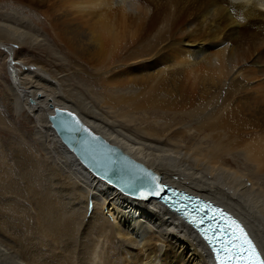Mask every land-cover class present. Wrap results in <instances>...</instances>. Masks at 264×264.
<instances>
[{"label":"bare ground","instance_id":"6f19581e","mask_svg":"<svg viewBox=\"0 0 264 264\" xmlns=\"http://www.w3.org/2000/svg\"><path fill=\"white\" fill-rule=\"evenodd\" d=\"M28 1L57 6L55 0ZM56 13L51 27L57 41L95 68L105 91L101 98L92 91L98 105L92 107L67 88L64 64L53 71V82L42 67L22 66L12 56L16 46L0 42L8 56L11 109L32 119L37 146L46 156L25 148L29 172L20 182L4 171L1 155L0 264H211L193 233L154 201L156 181L227 208L264 247V105H254L261 95L250 97L245 87L258 74L264 92V0H66ZM0 32L25 48L39 45L36 36L8 24H1ZM190 71L199 73L190 79ZM53 107L74 112L132 160L89 146L96 165L140 197L81 164L47 120ZM156 111L187 116L180 120L185 127L194 121L195 132L210 138L205 152L199 142L182 145L173 140L176 134L165 138V126L135 127V135L125 131L129 115ZM5 120L0 116V129L9 131ZM230 149L243 153L242 160L237 155L231 160L234 164L246 161L254 170L231 171L216 163L215 155H230ZM210 158L215 162L208 164ZM197 161H203L202 169L194 166ZM48 163L52 169H44L42 177L38 167ZM19 186L20 193L8 194Z\"/></svg>","mask_w":264,"mask_h":264},{"label":"rangeland","instance_id":"374dc122","mask_svg":"<svg viewBox=\"0 0 264 264\" xmlns=\"http://www.w3.org/2000/svg\"><path fill=\"white\" fill-rule=\"evenodd\" d=\"M51 1H54V0H51ZM61 1L62 2L60 3V0H55V3L57 6H49V4L46 1H45L46 3L44 1L38 2L37 3L38 5H37L35 2H34V4L33 3L29 4L30 2L28 0H0V25L1 24H8L10 26L19 28L21 31H24V33L29 32L28 33L29 35L36 36L39 45L36 44V46H34L32 48H25L24 44H22V45L16 44L13 41L12 36H2L1 32H0V42L3 44V46L4 45L8 46L11 44L16 46L14 48L12 56L16 60L18 59L17 61L22 62V66H24L26 63L27 66H32L34 68L35 67H39V68L42 67V69H44V71L46 73H49V75L54 79L53 82L56 81V78L53 75V71L54 70H58V71L62 70L63 69L62 65L64 64L65 71L63 73L67 74L66 75V83L68 85L67 88H70L72 90L71 92H73V93H76L78 95L80 94V96L86 102H91V103H88L90 106L97 107L98 105H97L96 100L93 98L94 93L92 91L96 92L100 96V98H101V96H103V93L105 90L103 89L102 85L100 84V81L98 80L100 76H98V78H95L96 77L95 75L97 73H95L96 71H95L94 67L89 66L88 64L84 63L83 61L75 59L73 56H71V54H69L67 52V50L63 46H61L60 42L57 41V39L54 35L55 32L51 27V25H52L51 23L56 20L54 17H57L59 15V13H56L57 9L60 7V4L62 5V3L66 0H61ZM55 3H53V4H55ZM67 4L68 3H65L64 6ZM52 7H54V9H55L54 10L55 14H53L54 12L51 13V11H53ZM48 14H50L51 16H49ZM71 16H74V15H71ZM53 23H55V22H53ZM1 49L2 48L0 47V116H3L7 120L11 130L8 131V129L7 130L6 129L5 130L0 129V162H2L1 161V155H3L2 160H4L5 164H7V165H4V166H6V169H4V171L9 170L12 179H14V180L16 179V181L19 180L20 182H22V181H24L22 179L25 178V174H27L26 172H29L28 169L25 172V162H24L25 157H23V156H25V154L23 153L25 151V148H27V151H32L34 154H37L38 156H40L41 159L46 158V156L42 153V151L39 150V148L37 146L39 142H37V139L35 138V134L33 131L34 126H33L32 119L31 118L28 119L27 115L24 113H21V112L13 113L15 111H12V109H11L12 108L11 107L12 97H13L12 95H10L12 92V91H10L11 90V85H10L11 80H10L9 74L6 70V62L8 60V56ZM27 63H29V64H27ZM20 65L21 64H19V66ZM59 65H60V68H59ZM16 67H18V66H16ZM245 67H247V66H245ZM77 69L79 72H76ZM80 69L81 70L83 69L84 71L83 70L81 71ZM197 72L198 71L193 73V71H192V73H191V71H190L191 75L193 74L194 76L193 75L191 76L190 73L188 72L189 77H187V78L189 79L190 76H191L190 79L195 78V76L197 75L196 74ZM100 73L101 72H99V74ZM105 74L106 73L102 72L100 75H102V77H104L103 75H105ZM256 76H258V74H256ZM256 76L253 75L252 77H250L248 79V84H247L249 86H245V87L248 89L247 94L249 96L251 95L250 97H252V94H255V93H256V96L261 95V97H259V98H256V99L253 98L252 103L254 105H256V104L264 105V92L263 91L260 92V90H259L260 85H263L262 79H261V77L258 76L259 78H257ZM46 78H48V77L46 76ZM48 79L51 80L50 78H48ZM257 89L259 90L260 93L256 92V91H258ZM249 92H251V93H249ZM253 96L255 97V95H253ZM100 98H99V100H100ZM207 107L209 108L210 106L207 105ZM172 114L166 113V112L160 113V111H158V112L156 111V112H151V113H147V114L143 113V116H142V114H139V116H138V113L137 114L134 113V114H131L128 117H126V119H125L126 125L124 128H125V131L135 135L136 132H138V131H135V127H136V130H138V129L140 130V129L147 128V126H153V125H156V126L160 125L161 127L165 126L164 127V128H166V131L164 132L165 138L170 137L173 134H176L177 136H174L173 140L178 141L182 145H186V143H189L192 141L194 143L199 142L200 146H203V149H202V147H199L202 149V150L201 149L200 150L201 151L204 150V152H205L206 147L209 146V144H210V138L208 136L203 137V133H201V132H197V133L195 132L194 121L189 126L190 128L185 127V124L183 122H180V120L183 119L184 121H187L188 120L187 116H185L183 114L175 116V114H173V115ZM136 115L141 120H139V118ZM162 116H164V117H162ZM142 117H143V119H142ZM170 118H171V121H170ZM152 119H153V122H151ZM194 119H196V118H194ZM133 121H135L137 124L138 123L139 124L137 125ZM164 121L165 122L167 121V123H165ZM133 123L135 125H133ZM174 123H176V124H174ZM181 124H182V126H181ZM174 125H176V126H174ZM132 127H133V129H132ZM186 128H188L189 130ZM190 135L193 136L191 140H189ZM206 138H208V139L206 140ZM201 139H203V141ZM196 140H199V141H196ZM205 141H206L205 145L208 144L207 146L204 145ZM29 142H30V144H29ZM30 149H32V150H30ZM230 150L232 151V152L230 151L231 153L228 152V154H230V155H227V153L223 154L224 152H219L218 154H216L214 158H216V157L219 158V159L218 158L215 159L216 163L224 164L223 166L224 167L227 166V169H229V170L231 169V171H233V169H236V166H237L236 170L239 169L240 171H243L244 169H246L248 166H246L247 163H246L244 158H243V160L245 161V163L243 161H240V162L238 161V162H235L237 164H234L235 160L233 158H236V155L239 157L240 160H242L241 157H243V155H242L243 153L240 152L241 149H235V150L230 149ZM21 159H23V162L21 161ZM211 159L212 158L208 159V164H210L209 160H211ZM212 160H211V162L214 163L215 161L213 162ZM231 160H234V161H231ZM219 161H221V162H219ZM45 162L47 163L50 161L48 159ZM194 162L196 163V161H194ZM194 162H192V164H190L192 167L195 164ZM197 163H198V165L196 164L194 166H196V168L198 166V168L202 169L201 167L204 165L203 161H197ZM50 164L51 163H48L46 165V168H45V166H44V168L41 166L38 167V169L41 168L40 169V171H41L40 173H42L41 176L42 175L44 176L47 173V170L51 171L52 167H49ZM229 167H231V168H229ZM250 167H252V169ZM44 169H47V170H44ZM248 169L254 170L253 165L250 164L249 167L246 169V171ZM0 170H1V168H0ZM21 177H22V179H21ZM19 189L16 188L13 190L10 188V189H8V192H10L8 194H13L16 192L20 193L21 192L20 186H19ZM18 196L22 197V195H18ZM25 202L27 203L26 200H25ZM84 221H87V218H85ZM176 263H177V261L174 262V264H176Z\"/></svg>","mask_w":264,"mask_h":264},{"label":"snow or ice","instance_id":"6c2138e0","mask_svg":"<svg viewBox=\"0 0 264 264\" xmlns=\"http://www.w3.org/2000/svg\"><path fill=\"white\" fill-rule=\"evenodd\" d=\"M58 112L62 110H57ZM69 120L64 122V127L69 132H86L92 140L100 139L90 129L82 125L74 113H66ZM88 141L85 140L84 143ZM110 151H116L110 149ZM109 165H119L118 160H109ZM144 175L155 181L157 178L148 172ZM166 186H158L153 190L152 195L159 196ZM208 205L194 206L191 210L178 209L185 216L189 217V222L199 229L201 235L211 248L216 264H264V247H262L254 236L247 229L246 225L238 218H235L225 212L223 209L215 208L213 212L220 217V223H209L205 225V220L215 219V217L201 216L200 213L207 208ZM211 233V235H209Z\"/></svg>","mask_w":264,"mask_h":264},{"label":"water","instance_id":"95a60500","mask_svg":"<svg viewBox=\"0 0 264 264\" xmlns=\"http://www.w3.org/2000/svg\"><path fill=\"white\" fill-rule=\"evenodd\" d=\"M58 109L62 111L58 112L57 111ZM66 113H74V112L67 110V109H60V108L53 107L52 113L47 116V120L49 121L51 128L54 130L59 140L66 146V148L69 151L73 152V154L78 158L81 164L86 166V168L89 171H91L93 174L99 176L106 182L113 184V186H116L122 192H127V193L132 194L133 196H138L136 192L123 186L111 174H109L103 168L96 165V163L93 161L92 157L89 154V149H90L89 146L93 143L99 147L106 148L108 150L115 149L116 151H111V152L118 154L119 156L123 157L127 161H132V160L128 156H126L124 153H122L120 149L107 143L103 138H101L98 134H95L94 132L93 133L100 139L92 140L91 137H89L87 133L83 131L78 132V133L67 131L66 128L64 127V122L69 120L70 117H68ZM75 117L79 119V117L76 114H75ZM79 121L81 122L80 119ZM82 125L86 127L83 123ZM85 140H87L88 142L84 143Z\"/></svg>","mask_w":264,"mask_h":264}]
</instances>
